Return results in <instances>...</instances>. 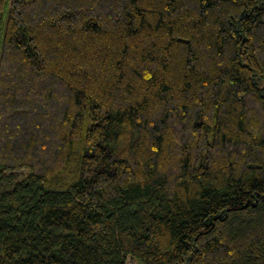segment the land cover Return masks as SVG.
Wrapping results in <instances>:
<instances>
[{
    "label": "trees",
    "instance_id": "obj_1",
    "mask_svg": "<svg viewBox=\"0 0 264 264\" xmlns=\"http://www.w3.org/2000/svg\"><path fill=\"white\" fill-rule=\"evenodd\" d=\"M264 264V0H0V264Z\"/></svg>",
    "mask_w": 264,
    "mask_h": 264
},
{
    "label": "built area",
    "instance_id": "obj_2",
    "mask_svg": "<svg viewBox=\"0 0 264 264\" xmlns=\"http://www.w3.org/2000/svg\"><path fill=\"white\" fill-rule=\"evenodd\" d=\"M127 264H136V263L132 260H129V261H127Z\"/></svg>",
    "mask_w": 264,
    "mask_h": 264
}]
</instances>
